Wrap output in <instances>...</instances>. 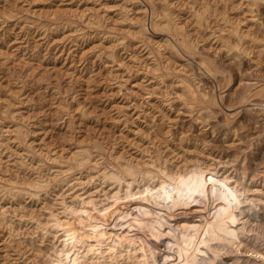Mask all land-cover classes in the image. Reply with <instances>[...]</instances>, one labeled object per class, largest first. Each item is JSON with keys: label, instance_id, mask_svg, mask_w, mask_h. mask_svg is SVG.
Here are the masks:
<instances>
[{"label": "rangeland", "instance_id": "rangeland-1", "mask_svg": "<svg viewBox=\"0 0 264 264\" xmlns=\"http://www.w3.org/2000/svg\"><path fill=\"white\" fill-rule=\"evenodd\" d=\"M177 206L198 264H264V0H0V264Z\"/></svg>", "mask_w": 264, "mask_h": 264}, {"label": "bare ground", "instance_id": "bare-ground-1", "mask_svg": "<svg viewBox=\"0 0 264 264\" xmlns=\"http://www.w3.org/2000/svg\"><path fill=\"white\" fill-rule=\"evenodd\" d=\"M251 1H255V0H251ZM152 5L150 8V18L151 20L152 19L155 20V17L157 16L156 14L157 12L154 6ZM155 22H153L152 20L151 23H155ZM84 157H80L79 164L83 165V163L85 162ZM128 169L130 170V168ZM43 186L44 185H42V187ZM71 187L72 186H70V188ZM189 194H191L190 188L184 187L181 190H179L178 197L180 200H182L184 197H187ZM169 213H171L172 216L168 219H165L160 226H153V224H150L144 228L139 227L136 230H131L127 234H125V232H127L125 230V226L128 223V219L125 215L124 218H122L123 221L120 224L122 228L124 227L122 229V236H123L122 239L123 238L126 239L127 245L125 246L126 248L127 246L130 247V249L125 250L124 252L122 249L119 250L111 243H106L104 245V243H101L97 238H95V243L93 244H91L90 242L86 243L87 244L86 246L88 247L85 249V252L81 254V256L84 258L88 252L90 253V255L84 258L85 264H109V263L111 264H198V262L201 261L200 257L196 255V253L192 250H189L188 252L186 251L187 253H190V257H191L190 259L193 260L190 263L187 258L188 257L187 253L181 252L180 245L176 244V242H174L172 238L169 237L168 234L169 230L171 229V226L175 225L178 227L179 223L183 220L185 211L181 206H177L175 209L169 211ZM176 214H179V216L175 218L176 220H174L173 218L174 216H177ZM55 219H57V217ZM59 225L61 224L60 223L56 224V226ZM74 232L75 233L78 232V234L83 237V231L81 229L74 230L73 233ZM163 238L166 239V243L169 246L167 250H164L165 254H163L162 257H159L161 258L159 259L157 255V252L159 251L157 249ZM83 241L84 239L82 240V242ZM103 245L105 246L104 248H102ZM82 251L83 250L78 252L81 253ZM87 258H89L88 263L86 261Z\"/></svg>", "mask_w": 264, "mask_h": 264}]
</instances>
